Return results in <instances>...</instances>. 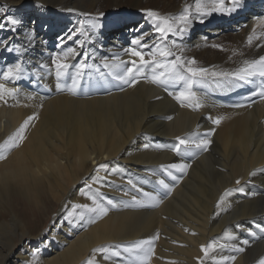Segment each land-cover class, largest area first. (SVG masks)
<instances>
[{
  "label": "bare ground",
  "instance_id": "6f19581e",
  "mask_svg": "<svg viewBox=\"0 0 264 264\" xmlns=\"http://www.w3.org/2000/svg\"><path fill=\"white\" fill-rule=\"evenodd\" d=\"M38 2L41 7L37 0H0V84L16 90L0 100V144L25 119L35 117L19 147L0 150L5 156L0 159V264H84L92 256L98 264H142L123 249L157 234L148 264H199L201 246L209 243L213 247L203 264H257L264 257V98L226 106L219 99L250 91L249 83L207 77L191 86L201 104L194 110L174 99L185 90V80L170 73L162 85L147 79L164 68L146 66L131 86L114 76L123 75L135 59L125 49L136 47L148 59L157 45L173 52L157 57L162 64L180 56L194 59L195 67L235 71L244 60L264 56V37L247 44L253 29L257 36L264 33V0H241L234 12L206 17L194 11L195 0ZM185 5L191 26L161 41L146 10L177 15ZM225 6H230L228 0ZM7 18L20 23L13 26ZM122 19L130 20L128 26L108 39L106 26ZM141 35L146 48L131 44ZM224 36L226 43L218 44ZM172 41L178 47L172 48ZM69 49L74 54L63 61L69 67L57 77L53 57ZM16 64L19 78L4 80L3 73ZM254 82L264 88V78ZM177 137L209 139L208 150L214 149L218 164L208 166V150L185 148ZM171 164L188 168L180 172ZM89 197L108 209L106 216L96 219L83 207H95ZM43 198L54 211L31 227L11 208L14 199L42 206ZM243 240L249 243L243 245ZM233 245L245 251L237 252ZM96 247L120 255L104 260L110 253H92ZM232 256L235 261L223 259Z\"/></svg>",
  "mask_w": 264,
  "mask_h": 264
},
{
  "label": "snow or ice",
  "instance_id": "6c2138e0",
  "mask_svg": "<svg viewBox=\"0 0 264 264\" xmlns=\"http://www.w3.org/2000/svg\"><path fill=\"white\" fill-rule=\"evenodd\" d=\"M241 0H228V4L230 6H225V0H195L194 5V11L201 17H206L210 15L213 12L216 13H231L236 11L237 7L240 6ZM37 7H41L42 5L39 4L37 0ZM100 15H103L101 13ZM146 15L154 22L153 27L155 32L159 33V39L161 41H166L169 34L172 35H182L187 32L188 28L191 26L192 19H191V12L190 7L188 5H185L182 9V11L177 15H161L160 13L154 11V10H146ZM8 23H10L13 26H16L20 23L18 19L15 18H7ZM203 22V20H201ZM261 25L264 26V20L260 21ZM15 30V28H13ZM76 31H81V29H77ZM261 37H264V33H261L259 36L256 35L255 29H253V33L250 34L247 38V44L251 46L253 44L254 40H259ZM31 40V36L28 37ZM71 37H69L70 39ZM144 40V35L139 36L138 38H135L131 41V44L133 46H138L140 48H146L148 47L147 44H143L142 41ZM259 47V45H257ZM171 47L175 48L178 47L175 44V41L171 42ZM214 48H219V45H212ZM11 50V49H10ZM18 50V49H17ZM183 51V49H181ZM125 52L130 56L134 57L135 59H132L130 61L131 67H128L126 71L123 73V75H116L114 76L115 79H118L123 84L128 85H134L138 81L136 79L137 76H140L143 73V70L148 65H155L157 68H164L165 71L160 72L158 75L154 74L147 79L154 84H164L167 79L171 78V76H166V73L172 74V76H175L177 79L185 80L187 83V86L184 91H181L180 93L176 94L174 96V99H176L178 102L181 103V106L185 107H191L194 110H198L201 107L200 102L198 101L197 97L195 96V93L191 91V86L193 83H201L203 82L204 78L207 77H224L225 79H228L229 83H235L237 81H242L244 83H250L251 78L259 77L264 78V56H259L257 59L252 60H244L242 62V65L237 68L233 72H218L213 71L209 68L204 67H195L196 61L194 59H190L187 61H184L180 56H177L176 59L168 64H162L158 61L157 57H168L173 55V52L171 49L167 46L161 47L160 45H157L152 49L151 52L148 53V59H145V53L142 51H138L136 47H129L125 49ZM74 54V51L72 49H69L68 52L64 53L62 57L57 56L53 57L52 63L56 67V75L57 77H61L64 75L66 70L68 69V64L64 63L63 61L67 59L68 55ZM124 61H121V64H124ZM108 66L107 64L105 65ZM41 67H44V65H41ZM85 67L84 64H80L78 66V69L83 70ZM180 69H183L184 72L188 73L187 76H184ZM21 71L20 65L16 64L14 67L8 68L7 71L3 73L4 80H11V79H17L19 72ZM79 75V72H78ZM199 77L201 79L197 80L196 78ZM230 78V79H229ZM76 81L74 80V84ZM59 87V86H58ZM15 89L6 88L4 84H0V100H4L6 96H13L15 93ZM74 93V90H71ZM172 95V93H169ZM262 98H264V88L261 89L259 92ZM31 99V97H29ZM187 101V103H184ZM34 116H29L27 119L23 121V123L19 126V128L10 135L2 144H0V150L7 151L14 147H19L20 143L25 139V131L28 128L30 122L34 119ZM223 118H217L213 120L214 124H219L220 121ZM208 135H211V132L208 133ZM179 141L180 145L185 146V148H191L194 147L196 149H203L204 151L208 150V146L211 143V141L207 138L204 139H182L180 137L176 138ZM144 147H148V145H145ZM177 153H179L180 149L179 147H176L173 149ZM4 155H0V159H4ZM100 168H104L105 165L101 164L99 165ZM169 168L176 169L180 172H186L188 165L187 164H171L168 165ZM249 175H254V173H250ZM131 184L132 182L129 181ZM159 183L164 187L168 188V185L164 183L163 180L159 181ZM237 184L240 183L239 180L236 181ZM134 188L136 187L134 184L132 185ZM139 191V189H137ZM170 191V190H169ZM228 190L225 191L224 194L220 196L219 201L217 202V207L219 208L221 206V202L225 200V197L228 195ZM84 195H87V193H84ZM127 195V193H126ZM145 196H148L151 199H154V197H151L149 193H144ZM89 199H92L93 204L95 207L88 208L87 205H84L83 207L87 208L89 212L96 214V219H100L103 216H106L108 213V209L105 208L102 204L98 203L95 199L92 197H89ZM133 200H135V197H133ZM109 204L112 205V207H116L115 204H112V201H108ZM74 208L81 207L80 205H74ZM72 213L68 214V217H71ZM66 217V219L68 218ZM81 219H83V216H81ZM89 223H95V220H89ZM257 227H260L257 225ZM260 231L264 232V227L260 228ZM159 234H157L155 237L149 239V240H139L130 246L124 247V251L133 254L137 260L141 261L142 264H148V262L151 259V255L154 252V245L153 241L155 239H158ZM243 245H247L249 242L247 240L241 241ZM119 247V246H117ZM213 247L211 243H209L206 247L201 246V252L204 254L203 257L200 258L199 264H203V260L205 257L209 255V250ZM233 248L237 252H244V247H237L233 245ZM92 253H110V255H104L103 259L108 260L110 257H118L120 255V252L117 250H109L105 247H96L92 249ZM33 257L36 256V252L34 251L31 254ZM224 260H232L235 261L236 257H224ZM84 264H98V261L95 259L94 256L86 259L84 261ZM257 264H264V257H261Z\"/></svg>",
  "mask_w": 264,
  "mask_h": 264
},
{
  "label": "rangeland",
  "instance_id": "374dc122",
  "mask_svg": "<svg viewBox=\"0 0 264 264\" xmlns=\"http://www.w3.org/2000/svg\"><path fill=\"white\" fill-rule=\"evenodd\" d=\"M128 22H130L129 19L128 20L127 19H122V20H120L119 22H116V23H113V22L109 23L106 26V28L110 31V34H108V39L109 38L111 39L113 37L114 31L116 29H121L123 27L128 26ZM124 23H126V24H124ZM121 25H123V26H121ZM208 26H214V24H211V25H208ZM198 30L199 29H197L196 31H198ZM40 32H41V30H38L36 32V35L39 34ZM111 35H112V37H111ZM225 38L227 40V36H224V37H222V39L219 38L220 42L218 41L219 39H217L216 42L218 44H220V45H224V43H226ZM208 155L210 157L211 162H209V160H206L205 164H208V166H210L212 164H218L217 154H216V152L214 151V149L212 147L209 148ZM207 169L209 170V168H207ZM11 208L16 210L20 215H23L22 217H24L26 219L29 227L32 226L33 222L35 220H37V218L38 219H40L41 217L45 218V219L50 218V215L54 211V208L52 206H50L49 202H47L45 199H44V202H43L42 206L28 205V204H25L20 199H14L11 202ZM33 228H35V227H33ZM31 246H33V245H31Z\"/></svg>",
  "mask_w": 264,
  "mask_h": 264
}]
</instances>
